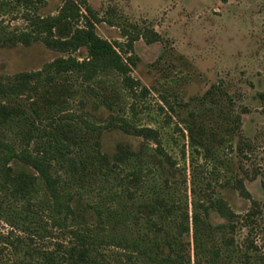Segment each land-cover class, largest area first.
Masks as SVG:
<instances>
[{
  "label": "rangeland",
  "instance_id": "rangeland-1",
  "mask_svg": "<svg viewBox=\"0 0 264 264\" xmlns=\"http://www.w3.org/2000/svg\"><path fill=\"white\" fill-rule=\"evenodd\" d=\"M65 1L0 0V74L41 71L55 59L72 55L50 49L42 40L26 45L12 39L31 32L35 18L58 16ZM73 1L81 10L79 25L93 22L100 37L131 58V76L148 90L146 97L132 98L115 75L107 80L103 100L133 123L159 132L165 153L182 169L185 182L179 190L187 193L189 212L194 200L208 198L223 199L237 215L257 210L261 229L250 240L259 249L250 260L243 246L248 230L239 228L235 243L240 252L224 264H245L248 259V264H264V0ZM155 34L159 40L150 43ZM73 56L85 59L87 50L81 48ZM68 85L65 113H83L104 128L109 113L102 104L99 111L92 109L96 99L87 85L75 77ZM27 100L25 96L20 102ZM100 142L112 157L119 144L136 149L144 139L111 128L103 131ZM146 142L157 148L152 140ZM10 143L21 148L20 129L3 125L0 146ZM6 159L0 150V163ZM8 165L16 174L31 171L16 161ZM239 181L247 194L236 189ZM12 191L0 167V264H20L23 254L16 249V237H25L20 229L36 227L38 219L34 212H39L40 194L31 199L36 205L30 206L27 217L26 200ZM97 198L95 194L89 200ZM209 219L214 226L226 223L214 210H209ZM56 240L48 241L49 246Z\"/></svg>",
  "mask_w": 264,
  "mask_h": 264
},
{
  "label": "trees",
  "instance_id": "trees-1",
  "mask_svg": "<svg viewBox=\"0 0 264 264\" xmlns=\"http://www.w3.org/2000/svg\"><path fill=\"white\" fill-rule=\"evenodd\" d=\"M80 13L73 0H66L58 16L35 18L31 32L12 37L26 45L42 40L48 48L72 55L55 59L41 71L0 74V127L20 129L23 142L19 150L11 143L0 146L7 158L0 163L2 174L14 187L12 194L26 200L27 217L30 206L36 205L31 204L36 193L41 197L39 212L48 213L43 217L34 212L36 227L20 229L25 235L15 240L23 254L20 264H224L240 252L235 243L239 228L248 230L243 246L250 259L259 249L250 240L261 229L257 210L237 215L223 199L208 198L194 200L189 212L187 193L179 190L185 182L182 169L165 153L159 132L133 123L118 114L115 104L103 100L107 80L115 75L132 98L146 97L147 88L131 76L135 63L100 37L93 22L80 26ZM158 40L155 34L149 42ZM81 48L87 50L82 60L73 56ZM72 77L91 90L93 110L99 111L102 104L108 111L104 128L83 113H65L64 96L71 92ZM25 96L29 100L23 104ZM111 128L144 142L136 149L119 144L109 157L100 139ZM10 161L32 172L16 174ZM236 189L247 194L241 181ZM95 194L98 198L89 200ZM209 210L226 223L212 225ZM52 240L57 242L49 246Z\"/></svg>",
  "mask_w": 264,
  "mask_h": 264
}]
</instances>
